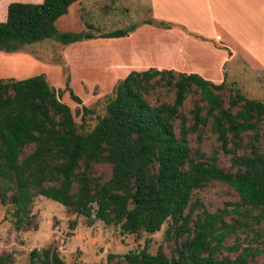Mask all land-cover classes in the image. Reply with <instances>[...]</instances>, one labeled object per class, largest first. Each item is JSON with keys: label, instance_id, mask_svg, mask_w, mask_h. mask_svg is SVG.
Returning a JSON list of instances; mask_svg holds the SVG:
<instances>
[{"label": "trees", "instance_id": "16d2710c", "mask_svg": "<svg viewBox=\"0 0 264 264\" xmlns=\"http://www.w3.org/2000/svg\"><path fill=\"white\" fill-rule=\"evenodd\" d=\"M80 1L11 3L0 22V51L16 53L49 39L62 45L120 39L137 29L132 25L98 36L59 32L56 22ZM66 90L82 103L69 80ZM163 90L175 92L173 102L162 100ZM192 93L205 105L195 103L189 118L183 107ZM61 96L44 74L0 79V202L12 206L17 231L38 230L31 208L42 196L85 217L90 226L102 221L122 234H155L170 223L169 252L153 254L146 245L95 264H253L264 255L253 246L264 241V102L198 74L132 71L116 84L106 115L92 131L81 133ZM209 125L234 171L221 166L217 150L207 155L192 146L191 136L202 142ZM101 165L111 169L108 180L95 175ZM213 181L231 186L240 201L216 212L193 201L194 192ZM0 264H14V255L1 254ZM28 264L67 263L49 246L33 249Z\"/></svg>", "mask_w": 264, "mask_h": 264}, {"label": "rangeland", "instance_id": "374dc122", "mask_svg": "<svg viewBox=\"0 0 264 264\" xmlns=\"http://www.w3.org/2000/svg\"><path fill=\"white\" fill-rule=\"evenodd\" d=\"M20 2L26 3L29 0ZM76 6L74 5L69 14L57 22L59 32L90 31L99 35L100 33L95 30L126 29L144 19H151V11L147 9H139L136 6L129 7V9L118 7L114 10L112 18L109 19L113 22L102 24L101 20H106L108 9H102V17L100 18L101 15L98 14L99 16L96 18L92 11L91 16L88 10L79 13V6ZM102 6L110 7V3H103ZM91 22L96 25L95 30L87 28L86 23L90 24ZM158 37L137 36L121 43H117L116 39H96L71 45H62L49 39L26 46L16 53L0 51V79L23 80L41 74L46 75L50 85L62 92L61 101L71 108L80 132L88 133L95 128L99 118L106 115L107 104L113 96L116 84L131 71H136L126 69L123 63L113 64L112 60L121 57L117 53L140 51L144 45L155 48ZM171 38L165 36V39ZM237 38H240L241 41L224 43L236 52V58L229 60L226 65L227 88L240 89L248 98L264 102V36H237ZM157 44L158 49H161L160 52L155 50L146 52L142 58L146 63L142 62L145 65L142 66V70L137 69V71H144L148 64L153 67L156 60L162 63L167 70L172 69L171 67L175 65L176 61H185L187 64L194 65L189 63L191 59L188 54L182 53L186 47L185 43H172V41L165 40V42H157ZM209 51H203L202 54L208 56L211 53ZM216 52L217 56L212 54L209 58H223V53L226 51ZM125 56L129 60L131 59L127 54ZM218 61L216 60V62ZM68 80L74 93L81 98V104L72 100L70 93L66 90ZM160 95L166 102H173L175 98V92L166 90L160 91ZM222 95L228 105L229 91H224ZM195 103L205 105L201 103L199 94L188 95L183 111L189 118H192L191 110ZM84 107L93 110L94 113L84 115ZM191 144L194 148L202 149L207 155H211L217 150L221 166L226 170L234 171L231 156L221 150L220 143L212 133L210 125L205 130L204 140L199 142L197 135H194L191 136ZM95 175L102 180H108L111 177V169L108 166H97ZM198 199L210 212H216L229 203L240 201L239 195L231 186L218 181H213L206 187L196 190L193 201ZM31 210L38 223V230L17 231L12 222V206L3 205L0 202V255L12 253L14 264H28L33 249L49 246H55L67 264L106 263L111 254H125L132 250L143 249L146 245L149 246V250L153 254H156L160 249L169 252L165 237L169 222H166L155 234L146 232L122 234L119 227L108 226L102 221H96L94 225L90 226L85 217L69 212L63 205L46 197H38ZM72 222H76L74 228L71 227ZM261 228H264V224L261 225ZM240 241L244 246L249 244L245 235L240 236ZM234 242V238L230 239L229 245ZM253 246L264 249V241L253 244ZM252 263L264 264V255L253 259Z\"/></svg>", "mask_w": 264, "mask_h": 264}, {"label": "crops", "instance_id": "0c3cea01", "mask_svg": "<svg viewBox=\"0 0 264 264\" xmlns=\"http://www.w3.org/2000/svg\"><path fill=\"white\" fill-rule=\"evenodd\" d=\"M20 1L21 0H0V22L6 20L8 6L11 3ZM43 1L44 0H29V2L26 3L41 4ZM103 3H110V7H103ZM74 5L79 6V13L88 10L90 16L91 13L94 12V17L96 18H98L99 15H101L100 18L102 17V9H108L109 12L105 17L106 20H101L102 24H111L113 22L109 19L112 18L115 13L114 10L118 7L129 9V7L133 8V6H136V8H143L151 11L150 20L154 22L153 24L147 23L150 20L144 19L139 23H135L137 29L128 37L116 40L117 43H121L122 41H129L136 38L137 36H159L158 39H156L157 46L155 48H150L144 45L140 51L135 50L132 52L128 51L127 53H117V55L121 57H118L117 60H112L113 64L123 63L126 69L136 71L137 69L142 70V66L145 65L144 63L142 64V62H145L142 59L146 55L145 53L149 50L160 52L161 49H158L157 42H165V40L172 41V43L182 42L186 44L185 49H181L182 53L188 54V57L191 59L189 63H193L194 65L187 64L185 61H176L175 65L171 67L172 69L169 70L185 74H198L215 84H221L226 81V65L229 60L236 58V52L224 45V43L241 41L237 36H264V0H81L73 4L69 12ZM96 23L98 24V21H96ZM87 24L91 25L94 28L93 30H95L96 25L92 22L90 24L86 23V26ZM160 24L166 26L161 27ZM95 31L100 34L114 32L107 30ZM165 36L172 37V40L165 39ZM142 39L144 40L145 38ZM222 50L226 51L223 53V58H209L212 54L217 56L215 54L217 53L216 51ZM203 51H209L211 53L205 56L202 54L204 53ZM126 54L128 57H131L130 60L126 58L127 56L124 57ZM216 60L219 61L216 62ZM150 66L152 65L148 64L147 69L144 71L151 68L158 70L165 69L163 64L157 62V60L153 67Z\"/></svg>", "mask_w": 264, "mask_h": 264}]
</instances>
